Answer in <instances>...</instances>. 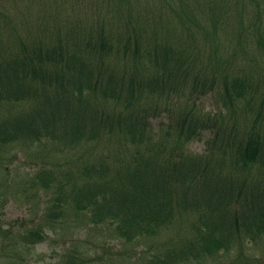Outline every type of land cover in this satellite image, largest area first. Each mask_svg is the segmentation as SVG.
Here are the masks:
<instances>
[{
  "label": "rangeland",
  "instance_id": "rangeland-1",
  "mask_svg": "<svg viewBox=\"0 0 264 264\" xmlns=\"http://www.w3.org/2000/svg\"><path fill=\"white\" fill-rule=\"evenodd\" d=\"M29 1L0 0V63L11 62L16 55L22 54V50H16L18 48L53 50L51 47L56 48L59 44L64 49H56L62 50L59 55L65 59V66L72 62L70 54L66 56L68 50L65 49L68 47L80 51V59L88 61L100 32H104L109 38L106 45L108 69L104 73L108 75L115 68L120 72L123 69L126 76L139 82L135 88L138 104L158 109V115L148 117V121L150 129L157 131L153 133L155 137L165 140L167 146L164 152L172 150L169 146L176 139L174 127H178V117L195 106L204 113H216L223 102L220 99L222 95L210 91L197 98H190L187 92L175 104L170 103V90L159 92L164 90L161 84L156 87L159 93L150 95L151 91L142 83L140 72L143 70L146 82L156 76L161 79L155 49L160 51V55L163 48L169 46L175 49L186 65H190L183 71L190 73L193 68L194 72L197 69L212 73L213 68L220 67L229 69L230 73H249L261 80L258 86L264 89V0H31L32 4L27 7ZM55 1H65L75 10L80 19L75 23L79 24L76 28L75 24H57L55 15L50 11L54 10ZM59 8L60 13L63 12L62 7ZM128 24L135 25L142 32L144 41L136 52L137 62L129 60L122 64L120 50L126 49V45L130 56L134 49L133 45L122 41ZM96 56L93 55L91 60L94 67ZM95 72L101 75L98 68ZM231 101L235 104L233 108H224L227 121L222 142L211 144L209 140H213L215 135L212 128V131H201L200 137L183 143L184 148L193 154L212 153L215 161L212 180L218 170L224 173L234 171L236 164L232 159H226L225 151L249 133L256 124V117L262 113L258 97L253 104L245 103L244 106L242 102L241 105L235 103L233 98ZM10 102L16 107L8 109L0 104V122L29 114L26 111L30 105L38 107L42 100L36 98L33 104H15L18 101L14 99ZM71 109L75 112L86 108L74 105ZM78 120L77 116L65 122L71 124ZM99 125L103 127V123ZM84 131L85 137H88L89 130L84 128ZM94 136L91 141L86 142L85 139L79 145H66L62 139L51 136L29 145L17 142L6 144V151L0 157V166L6 168L5 173L0 175V264H149L158 256H165L167 251L176 247L180 249L189 242L195 252H205L199 249L204 229L212 222L209 218L212 213L197 209L192 211V207L180 210L181 216L177 212L176 219L180 224L175 231L170 230L168 234L164 231L161 237L139 241L119 238L107 224H95L86 220L83 214L74 216L72 210L57 220L46 217L49 199L56 194L57 187L46 190L32 182V177L40 169L53 170L70 184H73L69 179L70 173L73 172L79 180L89 173L85 171L89 167H109L108 178L119 176L123 168L120 160L128 152L125 140L118 131L110 133L104 129ZM253 167H247L253 171L249 178L257 179L263 169L259 170L258 165ZM194 196V192H188L185 198ZM183 198L181 194L180 199ZM31 227H42L45 238L35 244L25 241L20 233ZM194 251L188 259L184 255L180 258L174 256L176 263L264 264V242L260 240L234 242L229 251L221 250L214 256L205 257L204 253L195 257Z\"/></svg>",
  "mask_w": 264,
  "mask_h": 264
},
{
  "label": "trees",
  "instance_id": "trees-1",
  "mask_svg": "<svg viewBox=\"0 0 264 264\" xmlns=\"http://www.w3.org/2000/svg\"><path fill=\"white\" fill-rule=\"evenodd\" d=\"M54 4L67 11L54 14L57 24L72 26L80 20L65 1H55ZM78 25L75 24L74 28ZM55 31L59 34L57 29ZM123 34L122 41L133 45L134 49L129 56L125 45L126 49L120 50V60L122 64L129 60L135 63L136 52L144 41L143 34L132 24H128ZM108 42L109 38L101 31L88 61L80 59V51L68 47L66 56L70 54L72 62L66 66L65 59L59 55L62 50L54 47H51L53 50L40 48V51L18 48L16 50H22V54L16 55L11 62L0 63V104L12 109L16 107L10 105L12 99L18 101L15 104H33L36 98L42 100L38 107L30 105L26 111L29 114L0 122V157L8 142L29 145L51 136L62 139L66 145H79L85 139L86 142L91 141L100 129L110 133L118 131L125 140L128 152L122 155L123 168L117 178H108L109 167L85 168L89 173L79 180L72 172L69 179L73 184L59 178L53 170L42 168L37 171L32 177L37 187L46 190L57 187L56 194L49 199L46 217L57 220L72 210L74 216L83 214L86 220L95 224H107L119 238L139 241L161 237L164 231L165 234L173 231L180 224L176 217L177 212L182 215V209L185 211L192 207V211L212 213V216L209 213L212 222L204 229L199 249L205 252H195L188 240L187 246L183 244L180 249L176 247L167 251L165 256H158L149 264H175L174 256L180 258L184 255L188 259L193 251L195 257L204 253L205 257L214 256L221 250L229 251L234 242L239 241L264 242V89L258 86L261 80L249 73H230L229 69L220 67L213 68L212 73L197 69L194 72L191 68L189 73L182 69L187 70L190 65H186L175 49L163 48L161 55L155 49L161 79L156 76L146 82L143 70L140 72L142 83L147 85L150 95L165 93L168 89L169 101L175 104L187 92L190 98H197L215 91L222 95L218 97L223 102L216 113H204L195 106L178 117V127H174L176 139L169 146L172 150L164 152L165 140L155 137L157 131L150 129L148 121V117L158 115V109L138 104L135 88L139 82L126 76L123 69L120 72L115 68L105 75ZM95 54L94 67L91 60ZM97 68L101 75L95 74ZM160 84L164 90L158 92L156 87ZM257 97L262 113L256 117V124L225 151L226 159H232L236 164L234 171L224 173L218 170L212 180L215 164L212 153L193 154L184 148L183 143L200 137L201 131H212V128L215 135L213 140H209L211 144L222 142L227 121L224 108L230 109L235 105L230 103L231 98L244 106L245 103L253 104ZM74 105L86 109L74 112L71 109ZM77 116L78 121L65 122ZM84 128L89 130L88 137L84 135ZM256 165L259 170L263 169L262 173L257 179H251L249 176L253 171L247 167ZM238 169L240 172L236 173ZM5 171L6 168L0 166V175ZM188 192H194L195 196L185 198ZM181 194L183 199H180ZM20 234L33 244L45 238L42 227L27 228Z\"/></svg>",
  "mask_w": 264,
  "mask_h": 264
},
{
  "label": "bare ground",
  "instance_id": "bare-ground-1",
  "mask_svg": "<svg viewBox=\"0 0 264 264\" xmlns=\"http://www.w3.org/2000/svg\"><path fill=\"white\" fill-rule=\"evenodd\" d=\"M59 47H61L63 49V46L61 44L56 45V48H59Z\"/></svg>",
  "mask_w": 264,
  "mask_h": 264
}]
</instances>
